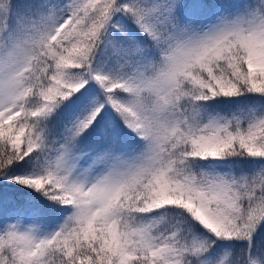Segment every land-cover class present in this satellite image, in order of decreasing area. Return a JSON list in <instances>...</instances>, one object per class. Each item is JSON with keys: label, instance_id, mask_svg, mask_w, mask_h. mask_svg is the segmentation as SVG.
Instances as JSON below:
<instances>
[{"label": "snow or ice", "instance_id": "obj_1", "mask_svg": "<svg viewBox=\"0 0 264 264\" xmlns=\"http://www.w3.org/2000/svg\"><path fill=\"white\" fill-rule=\"evenodd\" d=\"M0 264H264V0H0Z\"/></svg>", "mask_w": 264, "mask_h": 264}]
</instances>
